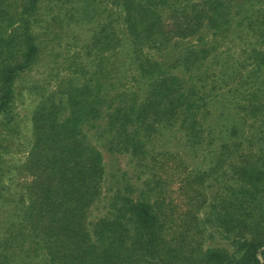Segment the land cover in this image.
Segmentation results:
<instances>
[{"label": "trees", "instance_id": "trees-1", "mask_svg": "<svg viewBox=\"0 0 264 264\" xmlns=\"http://www.w3.org/2000/svg\"><path fill=\"white\" fill-rule=\"evenodd\" d=\"M0 264H264V0H0Z\"/></svg>", "mask_w": 264, "mask_h": 264}, {"label": "rangeland", "instance_id": "rangeland-1", "mask_svg": "<svg viewBox=\"0 0 264 264\" xmlns=\"http://www.w3.org/2000/svg\"><path fill=\"white\" fill-rule=\"evenodd\" d=\"M104 159L108 171H112L115 168L121 167L127 170L128 175L136 179V182L138 181V173L141 171V168L139 167L138 161L135 157L129 154H121L119 152L112 153L104 150ZM97 214V212H94V215ZM94 215L93 217H95Z\"/></svg>", "mask_w": 264, "mask_h": 264}]
</instances>
